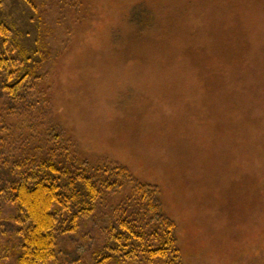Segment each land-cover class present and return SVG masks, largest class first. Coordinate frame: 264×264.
Here are the masks:
<instances>
[{"label": "rangeland", "instance_id": "1", "mask_svg": "<svg viewBox=\"0 0 264 264\" xmlns=\"http://www.w3.org/2000/svg\"><path fill=\"white\" fill-rule=\"evenodd\" d=\"M29 1L0 0L20 48L49 52L36 109L11 117L0 101L12 137L54 129L76 166L156 186L182 264H264V0ZM143 7L153 28H138Z\"/></svg>", "mask_w": 264, "mask_h": 264}, {"label": "trees", "instance_id": "2", "mask_svg": "<svg viewBox=\"0 0 264 264\" xmlns=\"http://www.w3.org/2000/svg\"><path fill=\"white\" fill-rule=\"evenodd\" d=\"M140 11L141 18L134 16L138 28H153L154 11ZM48 57L47 48H20L0 19V101L9 116L36 109V72ZM9 132L0 116V235L11 236L0 248V264H62V248L70 254L67 264H182L176 225L163 213L156 186L136 181L120 165H103L95 173H89L86 162L76 166L66 140L54 129L15 138ZM126 184L131 190L123 201L99 205ZM8 208L13 215L4 219ZM104 217L107 225L95 232L88 228L86 238L75 237Z\"/></svg>", "mask_w": 264, "mask_h": 264}]
</instances>
